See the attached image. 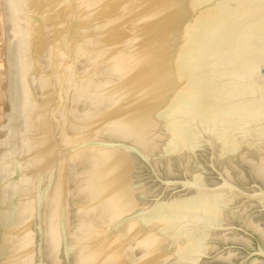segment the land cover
Wrapping results in <instances>:
<instances>
[{
  "label": "water",
  "instance_id": "obj_1",
  "mask_svg": "<svg viewBox=\"0 0 264 264\" xmlns=\"http://www.w3.org/2000/svg\"><path fill=\"white\" fill-rule=\"evenodd\" d=\"M0 264H264V0H0Z\"/></svg>",
  "mask_w": 264,
  "mask_h": 264
}]
</instances>
